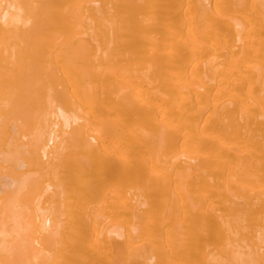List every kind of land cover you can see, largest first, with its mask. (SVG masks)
Masks as SVG:
<instances>
[{"label":"bare ground","instance_id":"6f19581e","mask_svg":"<svg viewBox=\"0 0 264 264\" xmlns=\"http://www.w3.org/2000/svg\"><path fill=\"white\" fill-rule=\"evenodd\" d=\"M0 264H264V0H0Z\"/></svg>","mask_w":264,"mask_h":264}]
</instances>
